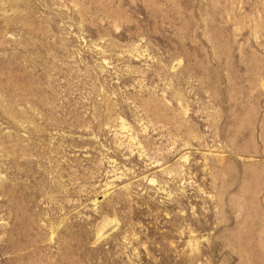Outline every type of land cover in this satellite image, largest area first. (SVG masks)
Masks as SVG:
<instances>
[{
  "label": "rangeland",
  "instance_id": "374dc122",
  "mask_svg": "<svg viewBox=\"0 0 264 264\" xmlns=\"http://www.w3.org/2000/svg\"><path fill=\"white\" fill-rule=\"evenodd\" d=\"M0 264H264V0H0Z\"/></svg>",
  "mask_w": 264,
  "mask_h": 264
}]
</instances>
